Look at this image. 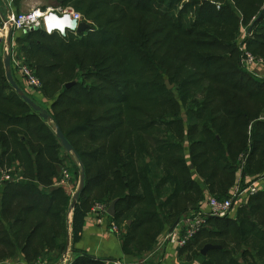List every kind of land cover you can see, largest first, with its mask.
<instances>
[{
    "label": "trees",
    "instance_id": "1",
    "mask_svg": "<svg viewBox=\"0 0 264 264\" xmlns=\"http://www.w3.org/2000/svg\"><path fill=\"white\" fill-rule=\"evenodd\" d=\"M50 1L73 5L88 28L64 36L42 30L17 35L14 53L40 78L38 91L45 97L57 91L47 110L84 165L78 203L108 206L117 200L115 215L108 217L124 254L151 248L165 225L200 208L206 192L226 198L240 174L244 184L245 177L264 172V78L240 63L235 40L237 20L252 25L249 39L264 61V12L256 20L264 0L225 5L240 9L230 13L232 23L217 22L223 15L203 7L186 22L182 12L194 13L197 0L176 14L172 10L182 0ZM68 82L74 84L66 88ZM55 147L60 144L48 121L22 101L0 66V165L19 161L24 168L17 172L15 166V178L0 186V243L11 253L25 254L32 241L36 250L44 249L46 231L54 249H63L66 210L56 196L65 205L69 196L60 187L47 190L63 161ZM59 216L60 228L53 230L47 220ZM205 220L224 229L206 232V243L221 247L200 264H264V190L235 219ZM74 264L105 263L84 255Z\"/></svg>",
    "mask_w": 264,
    "mask_h": 264
},
{
    "label": "rangeland",
    "instance_id": "2",
    "mask_svg": "<svg viewBox=\"0 0 264 264\" xmlns=\"http://www.w3.org/2000/svg\"><path fill=\"white\" fill-rule=\"evenodd\" d=\"M5 1V0H4ZM192 2L195 0H182L181 3H178L175 5L174 9L172 10L173 14L178 13V11L180 10V8H182V5L185 2ZM29 2V1H28ZM200 3V4H199ZM35 5V3H33ZM44 5L47 3H42V2H37L36 5ZM49 5H53V3H48ZM56 4V3H55ZM199 4V5H196ZM193 6L194 9V13L193 11L191 12H187L184 13V11L182 12V15L184 16V20H186V22H190L191 20H193V18L195 17V10L199 7H203L204 10L206 12H217V13H221L223 16L221 19L217 20V22H235L236 20L231 17L230 18V13L233 12V10H235L237 13H239L240 9L237 6L232 7L230 10V8H224L225 5H235L234 4V0H197L196 3ZM58 6V5H57ZM66 6H70L74 11L78 12L81 16V12L78 11L77 9L74 8L73 5H66ZM30 8V6H26V8L19 10L20 11H26ZM82 20L86 23H89V21H86L85 19ZM238 24V30H237V34L235 36V40H236V44H237V50H239L242 54H245L246 52L250 53L254 60L257 61V63L259 64H255L252 67V72L247 71L255 76L258 80L264 78V61L262 59V57H260L261 55L259 54L260 52L258 51V45H256V41L254 40H250L249 38L251 37V30L248 31V28L250 27V25L248 26L247 24L242 23L240 20H237L236 22ZM234 24V23H233ZM252 27V26H251ZM264 34V33H262ZM248 41H251L252 44L247 45ZM253 51H255L253 53ZM243 56H241L242 58ZM240 58V60H241ZM2 57L0 56V66L3 67V63H2ZM25 64V63H22ZM26 66H28L27 64H25ZM29 68V66H28ZM16 71L20 73V70L15 67ZM30 69V68H29ZM12 70V68H11ZM31 71V69H30ZM32 73H34L33 71H31ZM255 74V75H254ZM34 75L39 79L40 78L34 73ZM23 76V75H22ZM51 77H53V75H49ZM24 77V76H23ZM26 81V80H25ZM24 83V87L25 89H27L25 91V93L30 96L37 104H40L41 106H43L44 108H49L51 105V102L54 98H56L57 96V91L55 89H50L48 90V94L46 95V97L41 93V91L39 88H31L27 85V83ZM41 83V81H40ZM164 83L166 84L167 89H172V87L174 86L173 83L169 82V80L167 78L164 79ZM169 86V87H168ZM42 87V86H41ZM31 90H36L33 93H29ZM55 90V91H54ZM29 91V92H27ZM33 94L35 96L38 97H34ZM174 97L177 96V94L174 92L172 93ZM262 116L264 117V114H262ZM49 126H51L52 132L55 134V130H54V125L51 121L48 122ZM56 136V135H55ZM73 138V137H72ZM59 142V141H58ZM60 144V143H59ZM54 152H57L56 154H59V156H62V164L61 165H56L57 166V176L55 177L53 183L51 185H49L47 187V190L50 191L51 188H53L54 186H61V187H65L66 189L67 186L72 185L71 187V191L70 194H68L69 196V203H67L66 205L62 202H60V195L56 196V201L60 204H62V209L66 210V213H68L69 211L72 210L71 207V202H72V197L73 194L75 192V190L78 187V183H79V173H80V167L74 157V155L72 153H67L64 148L60 145V147L54 149ZM34 157V156H33ZM19 161H13L10 166H8L7 161H5L2 165H0V170L2 169H9V167L12 166V171L15 170V166L17 167L18 171L17 172H22L24 170V168L20 165L18 166ZM64 171H66V173L68 174V178L64 179L63 175H64ZM264 174V172L258 174V177H261ZM15 177V174H12V178ZM242 177V175H239V179ZM257 177V178H258ZM246 180L244 184L238 183L239 180L236 181V183L232 186L231 190L232 192L234 191V189L239 186L241 188H243L242 186H246L250 183V179L248 177H245ZM63 181V182H62ZM60 182L62 184H60ZM64 188V189H65ZM2 191V187H0V192ZM231 194V193H230ZM212 197L217 198L214 194L213 195H209ZM47 198V197H46ZM89 198L91 199V196H89ZM227 198V197H226ZM218 199H225V197L223 198H218ZM47 200V199H46ZM249 198H242V199H238L235 201L234 207H233V212L230 215V218L235 219L238 215L239 212V208L246 205L248 202ZM94 201V200H93ZM83 204L81 205V208H87V210L91 209L92 212L95 214V211L93 210L95 205L98 204L97 202H92V200L87 203H85L84 201H82ZM204 202L203 201L199 204L200 207H202ZM101 204V203H100ZM108 207V206H107ZM204 207L206 208V205L204 204ZM41 208H47L46 206H44L43 204L41 205ZM53 211V210H52ZM196 211V210H193ZM192 210H187L184 214H182L181 218L184 216H187L189 214H191V212H193ZM37 213V211L32 212L33 215H35ZM33 215H28L29 218H31ZM60 215H62L60 213ZM106 217V221H109V217L108 216H104V218ZM42 218V217H41ZM62 219L61 216L59 217H55L54 219H48L47 224L49 225L51 223L53 230L55 229H59L60 226H57V224L59 223V221ZM206 222V220H204V223ZM1 224V222H0ZM109 224V223H108ZM168 224V223H167ZM170 225V224H169ZM204 231L202 232V234L195 240V241H191L192 244L190 243V247L186 248L184 252H182L181 254L177 255V260L175 262H173V264H200L202 258H205V255H201L200 254V249L206 244V242L208 240H210L206 235L209 232V230L211 229H215V230H223L224 227H222L221 225H216L214 220H211V222L205 223L204 225ZM167 229L170 228V226L166 225L165 226ZM166 230H163L158 236H156L155 240L152 243V247L149 248L148 250H146L143 254H140L139 256H137V260L140 262L138 264H156L162 257V254L165 253L167 251V244L166 243H162L161 242V237L162 234L165 232ZM207 232V233H206ZM114 233V232H113ZM50 232H47L44 235H41V239L44 238L47 242V246L42 249V250H36L35 245V241H32V244H34L32 247V249H29L27 251H25L26 253L23 254L22 252H19V249H15L13 251V253H11V249L12 248H8L7 246L1 245L0 243V264H57L58 262H60L61 264H69L72 261L71 257V252L65 251V242H66V236H65V240H64V244H63V249H61V251L58 253L57 250L54 249V244L50 243ZM116 234V233H115ZM2 235L0 234V238ZM7 236L4 235V239H6ZM188 246V245H187ZM176 247H174V254L178 253V250L175 249ZM22 253V254H21ZM212 257V256H211ZM210 257V258H211ZM74 264V261L73 263Z\"/></svg>",
    "mask_w": 264,
    "mask_h": 264
},
{
    "label": "built area",
    "instance_id": "3",
    "mask_svg": "<svg viewBox=\"0 0 264 264\" xmlns=\"http://www.w3.org/2000/svg\"><path fill=\"white\" fill-rule=\"evenodd\" d=\"M68 14L72 19L76 20L77 23L82 20V16L74 11L70 6H46L45 8H41L40 6L29 9L26 12L13 13L10 12L6 15V21H3L0 24V38H5L8 28L11 27L12 30H30V28L38 27V29L43 30L47 34L58 33L61 35H65L67 32H73L63 28H59L61 18ZM51 20V24L48 22ZM61 25V23H60ZM5 40V39H4ZM240 62L244 65V67L252 72V67L257 64V61L254 60L253 56L246 52L243 54ZM15 66L20 70V73L24 76L26 83L31 88H39L41 87V83L39 79L30 71L28 66L22 64L17 58L14 60ZM12 169H1L0 170V185L9 180H13L12 178ZM63 178H68V174L64 171ZM63 182V181H62ZM60 184H62L60 182ZM243 188L237 186L232 194L225 199H218L212 196H208L205 200L202 207L198 210L191 212V214L184 216L178 220L177 225L170 231L167 229L161 237V242L166 243L167 245H171L176 247L175 249H180L192 240L201 230L204 225V220L208 216H216V217H230L233 212V207L235 201L242 198H250L257 194L264 187V174L261 177H258L246 186H242ZM96 213V221L99 224L106 223L107 214V206L105 204H96L94 209ZM108 228L114 232H118V228L115 224L108 225ZM113 264H121L119 261H114Z\"/></svg>",
    "mask_w": 264,
    "mask_h": 264
},
{
    "label": "crops",
    "instance_id": "4",
    "mask_svg": "<svg viewBox=\"0 0 264 264\" xmlns=\"http://www.w3.org/2000/svg\"><path fill=\"white\" fill-rule=\"evenodd\" d=\"M37 2H42V3L44 2L47 4L40 6L38 4L36 5ZM33 3H35V5ZM48 3H53V5H49ZM57 5H61V4H57V3L55 4V2H52L50 0H5V1L0 0V24L3 22L2 18L6 17V15H8L10 12L20 13V12H26L29 9L37 7V6H40L41 8H45L46 6H57ZM26 6H30V8L26 11L19 12V10L26 8ZM61 6H66V5H61ZM26 32H30V31L29 30L27 31L26 30H23V31L13 30L12 37H11V52L13 55L11 56V63H10L11 68H12V74L16 82L19 84V86H21L24 92L27 89H25L23 82L26 83V81H25V78L22 76V74L17 72L15 69L16 66L14 64V60L17 56L15 55L16 53H14V49L16 46V36L26 33ZM6 36L5 38H0V56L2 58L4 56V53L6 51L8 52L7 46H6ZM2 63H3V59H2ZM32 91L35 92L34 90H31L30 92L27 91V92L33 93ZM33 96L38 97V96H35L34 94ZM190 166L191 165H189V167ZM195 180L198 183L200 182V179L197 177H195ZM238 180H239L238 183H241V178L240 179L238 178ZM244 181H248V180L244 179ZM71 186L72 185L67 186L68 189H66L65 187H61L57 185L51 188L50 191H48V193H50L51 190H54L60 187L61 189H63V192L68 195L70 194V191L72 188ZM261 190H264V187ZM230 193L232 194V190H230ZM231 194H229L228 196H230ZM209 195L210 194H208L207 192L205 193L204 202ZM81 203L82 202L78 203L77 201L75 206L72 208V210L66 213L65 251L69 250L72 254L70 257L72 258V261L69 264L73 263V261H75V259L78 258V256H84V255H86L88 258H91L92 260L102 261L105 264H113L114 261H119L121 264L140 263L137 260V256L127 255L123 253L121 239L119 238V231L116 234L113 233L108 228V225H110L108 224L109 223L108 220L106 221L105 224L97 223L96 216L92 212V210L91 209L87 210V208H84V207L81 208V205H82ZM129 223L130 221H127V224ZM165 226L163 230H167ZM174 251L175 250L173 246L167 245V251L162 254L161 259L156 264H173V262L177 260V255H179L178 253L174 254Z\"/></svg>",
    "mask_w": 264,
    "mask_h": 264
},
{
    "label": "water",
    "instance_id": "5",
    "mask_svg": "<svg viewBox=\"0 0 264 264\" xmlns=\"http://www.w3.org/2000/svg\"><path fill=\"white\" fill-rule=\"evenodd\" d=\"M263 12H264V7L261 9V12L258 14L256 20H259L261 18ZM2 19H3V21H6V17H3ZM60 21H62L63 27L65 29L70 30V31H75L76 33H81L83 31H85L89 26V24L84 22V21H80L77 23V21L72 19L68 14L64 15ZM251 26L252 25H250V27L248 28V31L251 30ZM35 30H38V27L30 28L29 31H35ZM12 32H13L12 28L9 27L8 31H7V36H6V46H7L8 52L6 51L4 53V56H3V66H4V72H5V79H6L7 83L9 84V86L19 95V97L22 99L23 102H25L35 113H37L41 119L49 122L51 120V118H50V115L48 113L47 108H44L41 105L37 104L31 97H29L24 92V90L21 88V86L18 85V83L16 82V80L12 74L11 64H10L11 63V54L9 52V49L11 48ZM73 84H74V82L65 83V87L68 88V87L72 86ZM54 130H55V135H56L60 145L64 148V150L67 153H72L74 155V157H75V159H76V161L80 167L78 187L73 194L72 202H71V207H73V206H75L79 196L81 195V193L83 192L84 187H85L84 165H83V163L79 157V154L76 152V150L71 145V143L68 141V139L65 137V135L61 131L60 127L55 124ZM116 201L117 200L111 201L107 207V214L109 216L113 217L115 215ZM177 223H178V220H176L170 226L169 230L171 231L177 225ZM220 247H221L220 245L206 243L200 249V254L205 255L209 250L218 249ZM57 264H61V263L58 262Z\"/></svg>",
    "mask_w": 264,
    "mask_h": 264
},
{
    "label": "bare ground",
    "instance_id": "6",
    "mask_svg": "<svg viewBox=\"0 0 264 264\" xmlns=\"http://www.w3.org/2000/svg\"><path fill=\"white\" fill-rule=\"evenodd\" d=\"M60 23H61V25H60ZM60 23L57 21V24H59V28H63L62 21H60ZM48 24H49V25L51 24V20L48 22Z\"/></svg>",
    "mask_w": 264,
    "mask_h": 264
}]
</instances>
